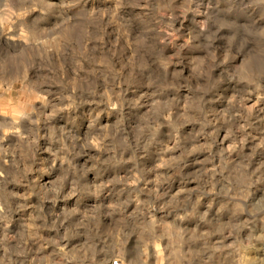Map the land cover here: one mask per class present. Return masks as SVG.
<instances>
[{"label":"rangeland","instance_id":"1","mask_svg":"<svg viewBox=\"0 0 264 264\" xmlns=\"http://www.w3.org/2000/svg\"><path fill=\"white\" fill-rule=\"evenodd\" d=\"M0 264H264V0H0Z\"/></svg>","mask_w":264,"mask_h":264}]
</instances>
